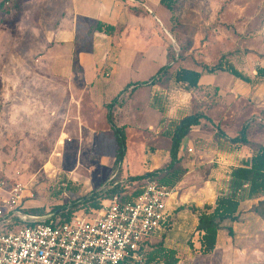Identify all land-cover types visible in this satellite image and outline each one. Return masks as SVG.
<instances>
[{
    "label": "rangeland",
    "instance_id": "374dc122",
    "mask_svg": "<svg viewBox=\"0 0 264 264\" xmlns=\"http://www.w3.org/2000/svg\"><path fill=\"white\" fill-rule=\"evenodd\" d=\"M150 7L163 21L164 25H158L161 31L141 29L129 35L126 44L131 48L144 44L138 47V53L144 52L148 44L157 61L152 64L157 65L160 40L163 45L167 42V49L172 44L180 54L158 81L168 90L165 108L176 98L187 104L185 113L201 111L210 121L233 116L232 124L224 126L226 131L218 127L221 121L219 125L205 124L200 129L204 136L234 135L241 129V123L235 121L246 119V137L257 146L262 145L264 112L253 111L250 100L219 97L216 91L206 96L200 92L186 96L178 89L177 95L171 73L177 67L201 68L206 62L212 65L221 56L237 59L240 64L245 59L240 47L246 44L264 51V0H176L172 22L169 11L159 1ZM70 16V0H0V197H6L12 187L22 186L23 210L41 208L49 212L56 206L75 204L74 213L92 214L81 207L90 193L104 190L111 181L126 184L129 176L161 169L169 156L166 151L171 138L158 133L155 125L160 114L156 110L139 109L141 118L134 121L129 117L132 109H123L119 115H125L126 123H117L114 110L120 106L119 99L104 110L93 107L88 93L77 82L76 73L71 80L52 71L48 59L43 57L45 35ZM226 74L216 78L218 85L230 87L229 80L234 76ZM142 94L143 91L138 96ZM108 113L114 127L124 129L125 155L120 168L114 165L117 143L107 121ZM192 130L182 139L181 152L188 141L196 140ZM260 224L263 230L258 231L257 264H264V225ZM195 237L194 231L184 243L187 250L179 251L180 264H222L219 252L209 257L194 254L188 240L194 241Z\"/></svg>",
    "mask_w": 264,
    "mask_h": 264
},
{
    "label": "crops",
    "instance_id": "0c3cea01",
    "mask_svg": "<svg viewBox=\"0 0 264 264\" xmlns=\"http://www.w3.org/2000/svg\"><path fill=\"white\" fill-rule=\"evenodd\" d=\"M70 1L71 16L69 19H61V23L45 35L47 47L43 57L48 59L50 68L57 75L59 74L58 77L73 80L72 76L76 73V80L88 93L91 105L98 109H107L114 100L119 99L120 106L118 105L114 110L117 123H126L125 115H119L123 109L124 111L127 109V112L132 109L133 114L131 113L129 117L134 121L141 118L139 109L156 110L160 116L157 117L155 127H158V133L161 136L170 124L173 122L176 124L181 118L192 114V112L185 113L187 104H182L183 102H179L176 98L166 109L165 101L168 90L160 83L157 82L151 86L137 85L139 82L147 81L167 64V42L164 45L162 40L159 42V65L152 64L157 61L152 57V49L148 44L142 53H138L137 49L144 44L139 43L137 48L133 46L131 48L126 44L128 36L136 31L140 32L141 29L149 28L156 33L161 31L158 25L159 23L162 25L163 21L153 13L150 7L157 1L160 4V0ZM95 22L113 25L116 30L113 34L107 35L93 28ZM240 49L242 55L245 56V59L241 58L244 60L243 64L241 62L239 64L237 59L228 61L246 74L250 79L249 82L233 77L229 80L230 87L229 85L221 86L217 84L216 78L226 77L227 72H206L203 67L208 64L207 62V64L203 63L201 68L184 66L183 68L201 72L198 88L189 92L183 90L186 96H193L198 92L206 96L216 91L219 97L248 99L252 102L253 111L258 114L264 112V74H257L258 68L264 70V51H258L252 44H246ZM153 70L157 71L151 73ZM173 88H175L173 92L178 95L181 89ZM141 91L144 93L142 97L138 96ZM133 108L137 111L134 112ZM223 111H225L224 108ZM232 117H224L222 121L219 117L218 121L212 117L211 121L203 118L198 125L192 127L193 134L197 135L196 140L188 141L183 152L178 151L179 157H185L183 165L187 168V172L182 182L173 188V194L167 201L166 225L152 236L150 245L165 238V242L163 241L165 246L176 250L178 255H180V250H187L186 247L183 248L184 243L195 231L203 206L214 204L218 191L224 187L230 168L239 165L241 160L249 158L259 147L248 138L246 144H232L226 141L237 137L244 126H249V121L246 119L235 121V123H241V129L234 135H228L226 132L228 136L223 134L224 136L221 135L223 138L216 139L215 134L204 136L200 132L205 124L209 125L213 122L219 125V121L221 124L218 127L226 131L224 126L228 123L232 124ZM108 118L109 113L107 115L109 123ZM262 118L264 122V117L261 115ZM216 132L217 129L212 133ZM260 146H264V141ZM188 148H192V151L188 152ZM168 151L169 149L166 153ZM169 161L170 156H166L164 165L159 168H164ZM138 185H140L139 182L135 184L133 182L128 184V189L132 190ZM257 201L258 199L255 198L240 203L238 222L230 220L222 222L213 252V254L219 252L222 264L226 261L232 263L233 258H235L234 264L258 263V231L263 230L260 222L264 225V221L250 212L251 207ZM229 226L233 228V236L227 232L226 228ZM180 263L181 261L178 264Z\"/></svg>",
    "mask_w": 264,
    "mask_h": 264
},
{
    "label": "trees",
    "instance_id": "16d2710c",
    "mask_svg": "<svg viewBox=\"0 0 264 264\" xmlns=\"http://www.w3.org/2000/svg\"><path fill=\"white\" fill-rule=\"evenodd\" d=\"M160 4L164 6L170 13V22L175 19L174 11L176 0H160ZM94 29L103 32L107 35L113 34L116 27L110 24L95 22ZM180 54L173 48L172 44L168 45L167 49V64L164 65L154 76L147 81L139 82L138 86H151L161 81L163 76L171 68V64L175 62ZM203 70L209 73L216 71H225L234 77L249 82L250 79L242 71L238 70L231 62L221 57L215 64L203 67ZM257 74L263 75L264 70L257 69ZM201 72L177 67L171 73V79L174 87L184 90L193 91L199 86ZM115 101V100H114ZM157 105V104H156ZM111 104L108 106V108ZM157 107V106H156ZM160 110V108H158ZM206 118L205 113L197 112L187 115L168 126L163 132L164 135L171 138V146L169 149L170 161L162 169L147 172L142 175L129 176L126 178V184L133 182H141L136 188L129 190L126 184L111 181L104 190L93 191L84 198L81 202V207H85L88 212L97 211L101 207V200H106L113 194H118L121 201H131L140 193L143 185L149 182H158L169 188H174L180 184L187 172V168L183 165L184 156L179 157V145L185 138L192 127L198 125L200 120ZM109 123L116 138L117 151L114 165L120 168V163L125 155V134L123 127H114L113 121L109 114ZM247 126H244L237 137L227 139L226 141L232 144H246L248 139L245 135ZM216 139L220 136L215 135ZM222 137V136H221ZM224 187L218 191L213 205H204L198 216L197 226L195 228L196 237L194 241L188 240V246L194 254L204 257H209L213 254L216 248L218 231L221 228L222 222L230 220L238 222L240 219L239 206L242 201L257 198L258 201L254 204L250 212L258 216L264 221V146H259L252 155L241 160L239 165L230 168ZM75 204L67 206H56L53 211L59 210L55 215L48 218L45 217L48 213L41 208H32L24 210L31 219L27 222H17L10 224L9 229L15 230L16 225L32 226L37 222H48L57 219L59 223L68 221L76 211ZM227 232L230 236L234 235L233 228L227 227ZM182 260L181 255L177 251L165 246L162 240L151 244L145 253L143 264H178Z\"/></svg>",
    "mask_w": 264,
    "mask_h": 264
},
{
    "label": "built area",
    "instance_id": "2783aa9c",
    "mask_svg": "<svg viewBox=\"0 0 264 264\" xmlns=\"http://www.w3.org/2000/svg\"><path fill=\"white\" fill-rule=\"evenodd\" d=\"M173 191L149 182L131 201L113 194L92 214L10 230L31 219L22 209L25 189L14 186L0 197V264H143L152 236L166 225Z\"/></svg>",
    "mask_w": 264,
    "mask_h": 264
},
{
    "label": "water",
    "instance_id": "95a60500",
    "mask_svg": "<svg viewBox=\"0 0 264 264\" xmlns=\"http://www.w3.org/2000/svg\"><path fill=\"white\" fill-rule=\"evenodd\" d=\"M58 211H59V210H56V211L50 212V213H48L47 215H48V216L55 215Z\"/></svg>",
    "mask_w": 264,
    "mask_h": 264
}]
</instances>
